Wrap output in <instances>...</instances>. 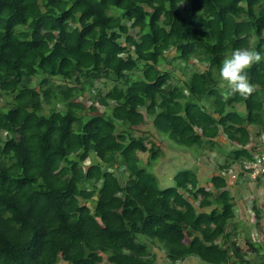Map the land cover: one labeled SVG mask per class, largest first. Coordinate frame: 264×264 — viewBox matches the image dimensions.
<instances>
[{
    "label": "trees",
    "instance_id": "1",
    "mask_svg": "<svg viewBox=\"0 0 264 264\" xmlns=\"http://www.w3.org/2000/svg\"><path fill=\"white\" fill-rule=\"evenodd\" d=\"M240 47L264 54V0H0V264H152L154 247L168 264H264V243L243 232L262 252L246 258L229 229L225 178L206 189L182 169L161 188L148 168L162 148L138 133L151 117L196 153L224 135L219 172L242 176L264 150V62L252 95L232 94L218 68ZM171 51L202 69L173 64V82Z\"/></svg>",
    "mask_w": 264,
    "mask_h": 264
},
{
    "label": "rangeland",
    "instance_id": "2",
    "mask_svg": "<svg viewBox=\"0 0 264 264\" xmlns=\"http://www.w3.org/2000/svg\"><path fill=\"white\" fill-rule=\"evenodd\" d=\"M135 29H130V33H134ZM173 52L167 53L168 61H166L162 66L167 69H173V82H180L184 78L183 71L179 68H172L173 64H178L182 67L186 73L192 69H202L195 59H190L187 62H176L173 59ZM107 85V84H106ZM94 86L101 87L102 91H105L103 80H96ZM86 107L92 103L90 94L86 92L85 96L80 100ZM98 108V112L103 111V107L99 104H95ZM151 117L147 118V122L140 128L138 133L146 134L147 139L150 137L152 141L157 143L160 148H162V155L153 163L150 171L156 175L159 186L161 188L166 186H172L174 184L173 176L177 171L182 169L193 170L198 179V185L203 186L206 189H211V184L209 177L212 174H221L226 180V188L229 190L233 196V203L235 208V217L229 229H237L239 232L238 245L241 251L246 252V258H251L252 260H259L262 256V252H254L249 250L248 245H246L245 240L242 238V233L248 231L249 237L253 244L264 243V176L261 177L259 181L252 180L248 175L240 177H235L230 179L231 173H235L239 170H235L233 167L236 164L230 165V170H223L219 172V164L224 163L226 159V153L232 148L231 143L225 138L224 135H220L217 138L218 145L221 147L217 149L216 146L212 148L205 146L202 150L193 152L192 150L185 149L182 145L173 144L170 142L168 137L160 134L151 124ZM250 131L253 133L256 131L255 128L249 127ZM254 130V131H253ZM264 136V132L261 135V139ZM168 138V139H167ZM257 140V139H256ZM255 138L251 139L248 144H253ZM259 148V147H258ZM259 152L264 153V150ZM139 157L143 162L146 161L147 153L138 152ZM89 160L84 161L83 166L86 167L89 164ZM142 164V163H140ZM122 169V168H120ZM236 171H234V170ZM197 205V202H194ZM259 210V214L254 208ZM258 217V218H257ZM155 253V260L152 264H168L165 253L157 247L153 250ZM180 264H205V262L199 260L197 257H190L185 259Z\"/></svg>",
    "mask_w": 264,
    "mask_h": 264
},
{
    "label": "clouds",
    "instance_id": "3",
    "mask_svg": "<svg viewBox=\"0 0 264 264\" xmlns=\"http://www.w3.org/2000/svg\"><path fill=\"white\" fill-rule=\"evenodd\" d=\"M264 62V54L251 48H235L222 60L218 68V79L223 81L232 94L251 96L255 85L251 83L248 69Z\"/></svg>",
    "mask_w": 264,
    "mask_h": 264
},
{
    "label": "built area",
    "instance_id": "4",
    "mask_svg": "<svg viewBox=\"0 0 264 264\" xmlns=\"http://www.w3.org/2000/svg\"><path fill=\"white\" fill-rule=\"evenodd\" d=\"M262 142L264 143V136L262 137ZM244 175H248L251 179H254L256 175H261L264 173V153H257L252 161H248L243 168L240 169ZM228 171V170H227ZM237 173H231L230 179H234Z\"/></svg>",
    "mask_w": 264,
    "mask_h": 264
}]
</instances>
